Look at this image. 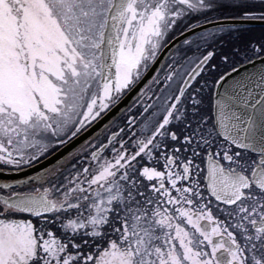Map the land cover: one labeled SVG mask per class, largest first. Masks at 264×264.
Instances as JSON below:
<instances>
[{
    "label": "snow or ice",
    "instance_id": "obj_1",
    "mask_svg": "<svg viewBox=\"0 0 264 264\" xmlns=\"http://www.w3.org/2000/svg\"><path fill=\"white\" fill-rule=\"evenodd\" d=\"M0 264H264V0H0Z\"/></svg>",
    "mask_w": 264,
    "mask_h": 264
},
{
    "label": "water",
    "instance_id": "obj_2",
    "mask_svg": "<svg viewBox=\"0 0 264 264\" xmlns=\"http://www.w3.org/2000/svg\"><path fill=\"white\" fill-rule=\"evenodd\" d=\"M248 25H260L259 22H247ZM98 130V129H97ZM88 134L86 133L85 136H87ZM71 146H69L70 148ZM64 154H66L67 149L63 150ZM61 156L60 152H57L55 155H53L50 158V161L48 159L43 160L40 164H37L36 167L34 169H29L28 172L29 174H35L36 171L41 170V167H49L51 164L56 163L57 159H59ZM8 178V177H5ZM15 178H23V173L20 174V176L15 177Z\"/></svg>",
    "mask_w": 264,
    "mask_h": 264
},
{
    "label": "rangeland",
    "instance_id": "obj_3",
    "mask_svg": "<svg viewBox=\"0 0 264 264\" xmlns=\"http://www.w3.org/2000/svg\"><path fill=\"white\" fill-rule=\"evenodd\" d=\"M250 27H255V28H259V25H250Z\"/></svg>",
    "mask_w": 264,
    "mask_h": 264
}]
</instances>
